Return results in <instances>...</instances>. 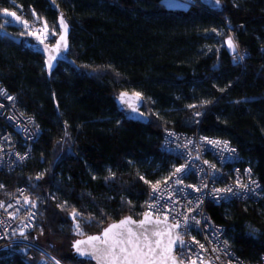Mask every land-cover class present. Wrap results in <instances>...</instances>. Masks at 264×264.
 Here are the masks:
<instances>
[{
	"label": "trees",
	"instance_id": "trees-1",
	"mask_svg": "<svg viewBox=\"0 0 264 264\" xmlns=\"http://www.w3.org/2000/svg\"><path fill=\"white\" fill-rule=\"evenodd\" d=\"M4 9L38 15L56 31L62 15L75 66L59 63L47 78L36 42ZM0 81L40 129L26 165L0 172V198L23 186L38 201L29 237L66 264H94L73 253L74 209L85 234L143 213L151 184L177 163L160 148L166 128L227 139L252 168L261 199L208 203L207 211L244 260L264 253V0L215 8L199 0H0ZM120 91L141 94L146 123L117 109ZM0 264L28 263L0 252Z\"/></svg>",
	"mask_w": 264,
	"mask_h": 264
},
{
	"label": "built area",
	"instance_id": "built-area-1",
	"mask_svg": "<svg viewBox=\"0 0 264 264\" xmlns=\"http://www.w3.org/2000/svg\"><path fill=\"white\" fill-rule=\"evenodd\" d=\"M185 1L189 4L194 2ZM39 133L35 119L19 108L17 96L0 81V172H13L25 166ZM160 148L177 159L167 177L181 165L185 170L167 184L165 179L160 181L161 190L156 193L149 187L143 213L151 212L152 216L162 219L167 215V221L180 224L178 233L185 244L174 250L180 259L185 263L196 259L197 264L201 261L203 264H264V253L258 260L249 262L233 251L225 240L224 227L216 223L207 211L208 203L220 204L234 199L257 201L263 196L260 180L249 165H240L237 149L221 137L204 135L198 130L173 128L163 130ZM177 179L182 183L176 184ZM240 185H247V188ZM226 188L232 191H214ZM24 194L25 188L18 186L0 198L3 205L0 207V252L18 253L28 264H57V261L60 264L50 249L29 237L28 233L37 223L38 213L30 201L26 202ZM149 205L155 207L149 208Z\"/></svg>",
	"mask_w": 264,
	"mask_h": 264
},
{
	"label": "snow or ice",
	"instance_id": "snow-or-ice-1",
	"mask_svg": "<svg viewBox=\"0 0 264 264\" xmlns=\"http://www.w3.org/2000/svg\"><path fill=\"white\" fill-rule=\"evenodd\" d=\"M216 3L218 5L220 0H216ZM3 12L9 14L7 9H4ZM33 14L35 15V13ZM10 15L15 17L17 21H20V18L16 17L15 13H10ZM21 22L24 24L25 28L28 27L27 21ZM59 26L62 31L57 43L53 48L45 47V51L50 53L60 52L62 48H67L68 24L65 22L62 15L59 19ZM43 31L45 32L44 38H48L47 24H45ZM30 34L33 36L36 35L35 33ZM55 34L54 31L51 33L53 36ZM40 42L43 43V40ZM227 46L233 51L236 50V45L233 42L232 37L227 39ZM55 59L56 56L49 55L47 61V67L49 69L52 68V61ZM8 99H12V97H8ZM118 99L122 103L128 104L134 111H136V104L131 103V101L135 100L138 103L142 99V96L140 93H135L132 97H129L127 93L122 92ZM190 107L195 106L190 105ZM197 115H199V113H197ZM209 143H219V141H209ZM184 170V165L175 168V171L169 177L165 178L164 183L167 184L172 177L182 173ZM39 178L40 177L38 176L37 179ZM141 179L144 178L141 177ZM145 183L151 184V182L147 180H145ZM175 183L180 184L182 183V180L177 179L175 180ZM190 187L195 188V186ZM203 187H207V185H204ZM240 187L247 188V185H240ZM151 188L153 193L160 191V181L151 184ZM195 190L200 191L199 188H196ZM214 191L231 192L232 189H215ZM25 199L26 202H28L27 198ZM32 203L34 204V202ZM0 207H3V205L0 204ZM153 207H155V205H149V208ZM70 215L73 220H76L77 216L81 214L74 209ZM167 220V215L164 216L163 220L159 219V217L153 219L151 212L143 213V218L138 221L134 220L131 216H126L120 219L119 222L109 224L99 235H90L86 240H76L73 246L76 251L82 255H92L99 264H185V261L180 259L179 255L174 251L178 245L183 246L185 244L179 233L173 235V229L179 228L180 224L177 222L169 225ZM185 222H187V218ZM161 224L165 226L163 229L159 227ZM133 225H135V228ZM75 230L78 234H82V228L78 221L75 224ZM252 231L254 232L256 230L252 229ZM21 235H24V233L21 232ZM165 237H167V240H165ZM193 240H195V238H193ZM196 243L199 242L196 241ZM84 245H87L90 251H85V249L82 248ZM200 248L204 249V245L200 244ZM213 251H217V249H213ZM217 259H219V257H217ZM57 264H59L58 261ZM189 264H197V260L192 259L189 261ZM201 264H203V261H201ZM229 264H231V262H229Z\"/></svg>",
	"mask_w": 264,
	"mask_h": 264
},
{
	"label": "water",
	"instance_id": "water-1",
	"mask_svg": "<svg viewBox=\"0 0 264 264\" xmlns=\"http://www.w3.org/2000/svg\"><path fill=\"white\" fill-rule=\"evenodd\" d=\"M199 1L202 4H204L205 6L210 7V8H215L217 6L216 0H199ZM65 22H66V20H65ZM58 28H59L58 29V34H57L55 40L52 43H47L45 41H43V43H41L40 41H37L35 43V45H34V50L43 57V60H44V68H45V71H46L47 78H50L51 77L52 72L54 71V69L57 67V65L59 63H65V64H67L69 66H75V62L69 56V47H70V44H69L70 25L69 24H68V33H67V48L66 49L65 48H62L60 52H51V53L44 50L45 47L53 48L55 46V44L57 43V41L59 39V35H60L61 31H62L61 28H60V26H58ZM49 55L56 56V59L52 61V65L53 66H52L51 69H49L47 67V61H48ZM122 92L127 93L129 97H132L135 93H137V92H131V91H120V92H118L117 95L115 96V104H116L117 109L120 112L123 113V115H124V117L126 119L133 120V121H139V122H142V123H146L148 121V115L142 110L143 97H142V99L138 103L135 100H132L131 101V103L136 104L137 110L134 111L133 108L130 107L128 104L122 103L118 99L120 93H122ZM126 216H131V215L122 216L121 218H119L117 220H114V221H111V222L105 224L100 229V231L97 232V233L86 234V235L79 236V237L75 238L73 240V242H72V250H73V253L75 254V256H77L78 258H82V259H85V260H89V261L93 262L94 264H99V262L95 258H93L92 255H90V254L82 255L81 253H78L76 251V249L74 248V246H73L74 245V242L76 240H86L87 237L90 236V235H99L102 232V230L104 228H106L109 224H111L113 222H119L120 219H122V218H124ZM152 217H153V219H156L157 218V217H154V216H152ZM132 218L134 220H137L138 221V220H140V219L143 218V213L138 218H134V217H132ZM159 219L163 220L162 218H159ZM167 223L169 225L173 224V223H170L169 221H167ZM133 227L135 228V225H133ZM149 227H152V226H149ZM159 227L161 229H163L165 226L163 224H161ZM176 233H178V228L173 229V235H175ZM165 240H167V237H165ZM178 247H180V246L178 245L176 248H178ZM82 248H84L85 251H90V249H88V246L87 245L82 246ZM185 264H189V262L188 263H185Z\"/></svg>",
	"mask_w": 264,
	"mask_h": 264
},
{
	"label": "rangeland",
	"instance_id": "rangeland-1",
	"mask_svg": "<svg viewBox=\"0 0 264 264\" xmlns=\"http://www.w3.org/2000/svg\"><path fill=\"white\" fill-rule=\"evenodd\" d=\"M163 2L167 5V6H169V7H184V6H188L189 5V3L187 2V1H185V0H163ZM8 13L9 14H5L4 12H3V15H5L6 16V18H7V20H10L12 23H14L15 25H17V26H23L24 27V24L21 22V21H27V23H28V27L26 28L27 29V36H28V38H30L31 37V40L32 41H35V42H37V41H41V40H43V41H45V42H47V43H52L54 40H55V38H56V36H57V34H58V31H56V29L54 28V26L53 25H51L50 23H47L46 22V20L44 19V18H42V17H40V16H38L37 15V18H35V19H28V18H26V16L25 15H21V14H19L18 13V11L17 10H8ZM10 13H15L16 14V17H19L20 18V21H17L16 20V18L15 17H13L12 15H10ZM39 17V18H38ZM45 24H47V29H48V38H44L45 37V32L43 31L44 30V26H45ZM25 28V27H24ZM55 32L56 34L53 36V35H51V33L52 32ZM30 33H35L36 35L35 36H33V35H31ZM25 34V33H24ZM30 36V37H29ZM226 43H227V40H226ZM230 49V48H229ZM232 52H234L232 49H230ZM236 50H237V47H236ZM142 110L146 113V114H148L149 113V111H147L146 110V107H145V109L144 108H142ZM18 187V186H17ZM16 188V187H15ZM15 188H13V189H15ZM12 189V190H13ZM0 190H4L3 188H1V186H0ZM11 190H6V191H2V193H4L3 195H6L7 193H9ZM24 197L25 198H27V201H30L31 203L32 202H34V206H37V200H33V199H31V197H29V196H27L26 195V193L24 194ZM88 220H89V218H87ZM79 222L80 223V219L78 218V216H77V218H76V220H73V223H72V230H73V233L74 234H76V236L77 237H79V236H83V235H86L85 233H84V231H83V229H82V234H78L77 232H76V230H75V224H76V222ZM82 228V227H81ZM38 236V239L42 242V243H45L46 242V239L43 237V238H40L39 237V235H37ZM44 246V245H43ZM51 253L54 255V256H56L59 260H60V264H66L63 260H61L60 259V257L57 255V253H54V252H52L51 251Z\"/></svg>",
	"mask_w": 264,
	"mask_h": 264
}]
</instances>
